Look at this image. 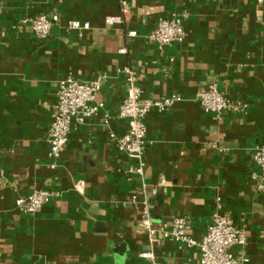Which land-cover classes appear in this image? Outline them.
Segmentation results:
<instances>
[{
	"label": "crops",
	"instance_id": "1",
	"mask_svg": "<svg viewBox=\"0 0 264 264\" xmlns=\"http://www.w3.org/2000/svg\"><path fill=\"white\" fill-rule=\"evenodd\" d=\"M0 0V264H159L197 262L195 248L173 240L149 246L139 227L142 191L161 179L164 192L150 197L154 223L187 217L198 240L214 213L230 218L246 237L234 255L264 264V190L255 189L256 146L264 142V0ZM187 12L179 44L162 51L147 35L158 19ZM59 15L45 40L36 39L23 18ZM68 21L88 23L79 35ZM135 31L137 36L127 37ZM124 48L125 54L119 50ZM131 68L141 99L171 95L183 101L165 113L146 116L144 176L118 151L127 123L117 117ZM106 75L96 100L99 113L74 124L54 169L48 158V130L58 83ZM216 85L245 114L221 120L203 113L196 94ZM85 182L83 192L73 186ZM37 190L59 192L35 215L19 214L18 197ZM137 204L122 205L131 195Z\"/></svg>",
	"mask_w": 264,
	"mask_h": 264
},
{
	"label": "built area",
	"instance_id": "2",
	"mask_svg": "<svg viewBox=\"0 0 264 264\" xmlns=\"http://www.w3.org/2000/svg\"><path fill=\"white\" fill-rule=\"evenodd\" d=\"M56 4H61L64 0H53ZM260 2V0H259ZM120 14L108 16L104 19L106 27L118 25L122 17L127 13V3L123 0L119 2ZM189 14H171L168 17L158 19L155 28L147 35L148 41L154 43L159 51L165 47L181 43L185 36L183 22ZM59 21V15L53 14L47 17L43 14L20 20L21 25H29L33 36L38 40H45L49 37L51 28ZM67 31H76L79 35L89 30L88 23L68 21L65 26ZM137 36L135 31L127 33V37ZM124 48L119 50L120 54H125ZM118 73L124 75L125 96L119 105L117 117L126 121L127 130L125 134L117 137L113 133L109 135L116 140L118 151L125 154L133 163L130 173L143 178L144 176V153L146 149V116L151 111L158 114L165 113L175 104L183 99L178 95H171L159 99H141V89L136 81V73L129 67L117 69ZM106 75L102 74L90 81L78 82L71 76H67L58 83L56 93V103L51 116L48 130V158L52 161L50 168L54 169L56 161L65 150L69 134L74 124H82L86 119L96 116L103 108V104L96 100ZM203 113L213 115L217 120L229 113L245 114L247 105L243 103H230L224 95L218 91L216 85L210 84L202 86L196 94ZM253 162L257 168V173L253 175L256 181L255 189L264 190V142L255 147L253 152ZM167 184L161 179L149 190L142 191V202L140 209L139 227L146 235L150 247L160 240H173L178 244V249L195 248L199 251L197 262L190 264H246L248 258L242 252L241 255H234L230 249L243 247L246 243L245 233L241 228L235 227L229 217L216 212L212 216L210 225L204 235L196 240L191 234V222L187 217L178 216L172 219L170 225L156 224L152 220V205L150 197L156 196L159 192H164ZM77 192H83L85 182L78 181L73 186ZM59 196V192L49 190H37L27 197H18L14 201L15 210L22 215H35L49 201ZM137 204V196L131 195L122 205ZM141 259L159 264L153 260L151 251L141 253ZM183 264V263H170Z\"/></svg>",
	"mask_w": 264,
	"mask_h": 264
},
{
	"label": "water",
	"instance_id": "3",
	"mask_svg": "<svg viewBox=\"0 0 264 264\" xmlns=\"http://www.w3.org/2000/svg\"><path fill=\"white\" fill-rule=\"evenodd\" d=\"M151 213H153V210L151 211ZM152 220H153V222H154V216H153V214H152Z\"/></svg>",
	"mask_w": 264,
	"mask_h": 264
}]
</instances>
